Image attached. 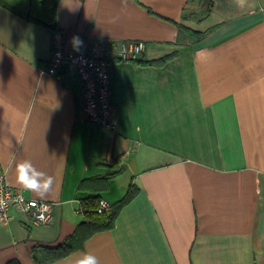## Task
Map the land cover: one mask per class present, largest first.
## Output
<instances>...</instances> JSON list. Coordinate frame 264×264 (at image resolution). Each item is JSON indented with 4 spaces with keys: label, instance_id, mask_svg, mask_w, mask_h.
Masks as SVG:
<instances>
[{
    "label": "crops",
    "instance_id": "crops-1",
    "mask_svg": "<svg viewBox=\"0 0 264 264\" xmlns=\"http://www.w3.org/2000/svg\"><path fill=\"white\" fill-rule=\"evenodd\" d=\"M57 25L67 49L73 36L145 47L113 66L107 129L82 116L72 68L47 72L52 33L0 6V173L39 199L16 164L54 178L49 223L14 210L0 223V264H35L83 199L111 206L131 182L114 226L51 264H264V0H59Z\"/></svg>",
    "mask_w": 264,
    "mask_h": 264
},
{
    "label": "built area",
    "instance_id": "built-area-1",
    "mask_svg": "<svg viewBox=\"0 0 264 264\" xmlns=\"http://www.w3.org/2000/svg\"><path fill=\"white\" fill-rule=\"evenodd\" d=\"M145 44L137 40H92L85 39L78 50L67 49L60 30L51 34V55L47 72L60 78L59 67L67 65L78 77L79 96L82 116L90 123L99 124L107 129L116 125L115 108L110 101L111 72L117 61H128L140 55ZM0 223L5 224L12 210L31 216L35 222L49 223L52 218L53 203L39 198L28 197L20 188L12 186L0 173ZM21 201H23L21 203ZM35 201V207L25 208ZM46 205L45 219H39L40 209ZM109 208V203L99 199L96 208L102 212Z\"/></svg>",
    "mask_w": 264,
    "mask_h": 264
},
{
    "label": "trees",
    "instance_id": "trees-1",
    "mask_svg": "<svg viewBox=\"0 0 264 264\" xmlns=\"http://www.w3.org/2000/svg\"><path fill=\"white\" fill-rule=\"evenodd\" d=\"M59 0H0V6L8 9L18 17L33 24L41 26L51 33L60 30L57 25V5ZM169 57L158 60L146 61L135 59L134 62L141 65H162ZM138 192L134 183H130L123 197L113 203L107 210L97 212L99 198L91 196L80 202V211L83 215L73 234L56 246H36L31 250V257L35 264H51L70 253L82 249L84 242L92 234L102 230L111 229L115 218L123 205L129 202ZM6 264H20L18 260H10Z\"/></svg>",
    "mask_w": 264,
    "mask_h": 264
},
{
    "label": "clouds",
    "instance_id": "clouds-1",
    "mask_svg": "<svg viewBox=\"0 0 264 264\" xmlns=\"http://www.w3.org/2000/svg\"><path fill=\"white\" fill-rule=\"evenodd\" d=\"M239 6L243 7L245 0H237ZM73 47L78 50L82 45V41L79 36H73L71 38ZM54 178L47 175L46 173L37 170V168L29 160H24L16 164V181L24 189L36 193L41 199L46 198L47 194L52 189ZM23 201H21L22 203ZM0 207H4V201L0 200ZM35 207V201L29 203L25 208L27 211L28 208ZM48 211L46 205H42L40 209L39 219L44 220V213ZM74 264H100L98 258L91 254L87 253L77 258L74 261Z\"/></svg>",
    "mask_w": 264,
    "mask_h": 264
}]
</instances>
